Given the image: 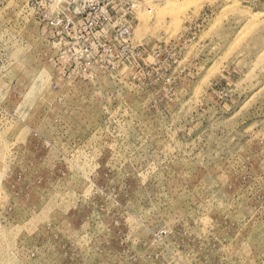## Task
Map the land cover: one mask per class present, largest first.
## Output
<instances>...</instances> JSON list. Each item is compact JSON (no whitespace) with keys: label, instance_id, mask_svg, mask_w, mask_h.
<instances>
[{"label":"rangeland","instance_id":"obj_1","mask_svg":"<svg viewBox=\"0 0 264 264\" xmlns=\"http://www.w3.org/2000/svg\"><path fill=\"white\" fill-rule=\"evenodd\" d=\"M125 1L86 76L0 6V264H264V0Z\"/></svg>","mask_w":264,"mask_h":264},{"label":"built area","instance_id":"obj_2","mask_svg":"<svg viewBox=\"0 0 264 264\" xmlns=\"http://www.w3.org/2000/svg\"><path fill=\"white\" fill-rule=\"evenodd\" d=\"M11 0H0L3 6ZM24 1V0H23ZM55 1V0H53ZM58 0L40 3L25 0L24 6L38 10L36 17L50 38L62 44L56 61L69 64V71L86 76L96 61L105 69H117L137 60L124 56L132 32L135 4L125 0ZM54 9L51 11V9ZM104 56V58H102Z\"/></svg>","mask_w":264,"mask_h":264}]
</instances>
